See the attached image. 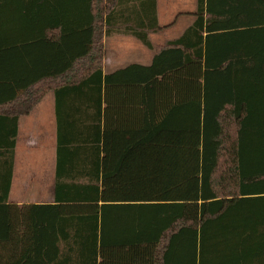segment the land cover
<instances>
[{
    "label": "trees",
    "instance_id": "16d2710c",
    "mask_svg": "<svg viewBox=\"0 0 264 264\" xmlns=\"http://www.w3.org/2000/svg\"><path fill=\"white\" fill-rule=\"evenodd\" d=\"M119 14L154 54L102 77ZM191 14L153 47L156 0H0V51L86 35L64 68L0 69V264H264V0ZM50 89L53 202L10 204L19 120Z\"/></svg>",
    "mask_w": 264,
    "mask_h": 264
},
{
    "label": "crops",
    "instance_id": "0c3cea01",
    "mask_svg": "<svg viewBox=\"0 0 264 264\" xmlns=\"http://www.w3.org/2000/svg\"><path fill=\"white\" fill-rule=\"evenodd\" d=\"M166 1L167 4L171 3L173 5V9L171 10L173 19L171 18L163 24L159 23L157 11L158 24L161 27L158 31L171 29L179 18H184L188 15L189 19L183 23V27L178 34L169 37L165 41L177 38L192 24L194 16L191 12L196 8V0L195 6L191 11L181 8L180 4H182L183 0ZM157 6L158 2L156 0V8ZM168 17L167 12L166 18L168 19ZM73 22V16L66 17V20L63 22L68 31L70 27H74ZM112 22L115 25L108 32L107 27H105L101 39L104 51L101 61L102 77L129 64H150L154 50L147 47V49L151 50V54L147 56V62L117 64L116 57L114 58V54H110L109 50L113 51L116 46L117 53L121 52L123 51L122 46L126 44L125 40L130 41V38L137 39L131 34V31L134 30L135 23H138V21L132 14H119ZM156 32L147 33L149 41L151 35ZM51 36L42 37L40 43L34 49H26L18 54L13 53L12 50L0 51V69L4 71L3 79H9V73L10 80L15 79L16 73H19L22 69L44 73L53 69L64 68V66L69 65L70 60L76 58L77 53L82 52L86 48L85 34L76 36L71 33L63 36L56 31L52 32ZM137 40L140 42L139 39ZM137 53L140 54L139 52ZM46 97L47 99H45ZM56 131L55 97L54 90L50 89L43 94L42 98L31 111L19 120L18 131L15 137L13 172L8 203L30 204L53 202Z\"/></svg>",
    "mask_w": 264,
    "mask_h": 264
},
{
    "label": "rangeland",
    "instance_id": "374dc122",
    "mask_svg": "<svg viewBox=\"0 0 264 264\" xmlns=\"http://www.w3.org/2000/svg\"><path fill=\"white\" fill-rule=\"evenodd\" d=\"M178 1V0H177ZM158 6V16L159 23L162 24L167 20L173 19V15L171 14V10L173 9V5L167 4L166 0H157ZM181 8H185L187 11L193 10L195 6V0H183L182 4H180ZM168 12V19L166 18V14ZM189 16H185L184 18H179L176 23L171 27V29H165L161 31H157L155 34H152L150 37V41L153 47L156 44L164 42L171 36H174L180 32V29L183 27V23H185L189 18ZM125 45L122 46L123 51L117 53L116 46L114 50H109L110 54H114V58L118 61L117 64H127L130 62H147V56L151 54V50L144 47L137 39L130 38V41L125 40ZM119 48V47H118ZM139 52L140 54H138ZM48 97V96H47ZM47 97L45 99H47Z\"/></svg>",
    "mask_w": 264,
    "mask_h": 264
}]
</instances>
